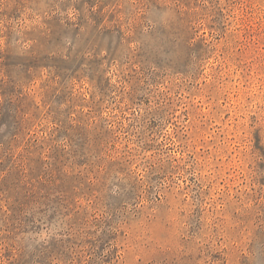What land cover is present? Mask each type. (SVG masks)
I'll return each mask as SVG.
<instances>
[{"label":"rangeland","instance_id":"rangeland-1","mask_svg":"<svg viewBox=\"0 0 264 264\" xmlns=\"http://www.w3.org/2000/svg\"><path fill=\"white\" fill-rule=\"evenodd\" d=\"M0 264H264V0H0Z\"/></svg>","mask_w":264,"mask_h":264}]
</instances>
